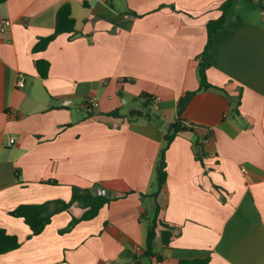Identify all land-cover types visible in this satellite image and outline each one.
Returning a JSON list of instances; mask_svg holds the SVG:
<instances>
[{"label":"crops","instance_id":"obj_1","mask_svg":"<svg viewBox=\"0 0 264 264\" xmlns=\"http://www.w3.org/2000/svg\"><path fill=\"white\" fill-rule=\"evenodd\" d=\"M224 1L0 4V27L13 23L0 32V228L22 242L0 255V264H179L207 257L209 264H264V0H236L213 36L207 78L222 90L197 93L182 115L196 130L178 134L166 151L167 180L157 198L174 237L163 248L158 236L156 256H144L166 128L179 118L180 98L199 89L207 24L221 17ZM65 4L75 32L33 52L54 32ZM38 60L50 63L47 78ZM142 94L160 99L155 122L129 117L142 110ZM92 98L96 109L87 104ZM135 100L140 106L130 108ZM116 109L118 117L108 116ZM202 128L212 135L200 141V159L195 142ZM96 183L103 187L98 194L119 198L68 233L60 231L84 212L77 205L56 214L38 236L10 214L20 205L69 201L74 187Z\"/></svg>","mask_w":264,"mask_h":264},{"label":"trees","instance_id":"obj_2","mask_svg":"<svg viewBox=\"0 0 264 264\" xmlns=\"http://www.w3.org/2000/svg\"><path fill=\"white\" fill-rule=\"evenodd\" d=\"M7 0H0V4L5 3ZM236 0H225L221 5L220 9L222 15L216 20H211L207 24L208 32V42L205 50L198 57V75L200 86L199 89L195 91L187 92L185 96L180 98L178 103V120L173 125V130L171 133L165 134L166 145L163 148L160 159L157 164V178H156V190L151 195L155 199V206L152 214L147 217V238H146V250L144 256L155 257V241L158 236H160L163 248H169L171 240L174 237L171 227L162 220L160 205L157 202V198L167 180V163H166V151L169 146L175 140L180 133H194L196 128L194 126H187L182 121V115L186 110L188 104L192 98L199 92L203 90H208L211 88L222 90L221 88L212 85L207 78V70L211 67L209 50L212 44L214 34L222 29L225 24L231 18L230 8ZM76 30V21L72 14V9L70 4L63 5L57 12L56 24L54 32L47 36L41 37L33 48V52L45 51L48 46L53 42L59 35L65 33H73ZM36 67L38 73L42 78H47L50 70V63L44 60H38L36 62ZM141 101V111L132 110L129 112L130 118H140L144 117L150 121L155 122L156 118L152 112L151 104L153 102V97L148 94H142L139 97ZM119 110L116 109L108 114V116L118 117ZM203 136L198 134L196 139L197 156L202 159L205 155L204 149L200 141H203L211 137L210 131H206L204 128L201 129ZM103 188L100 184H94L91 189H81L79 187H74L72 191V197L69 201L64 200H52L46 201L41 204H25L18 206L10 214L17 218H22L27 226L32 231L31 236L40 235L46 227L51 223L52 218L60 212H69L71 208L75 205L79 206L84 210L81 217L77 218L73 216L70 225L67 228L61 230V233L70 232L77 224L83 221H89L97 217L100 210L110 202L118 199L119 197L98 194V190ZM133 193L130 191L125 194V196ZM145 197L146 195H142ZM22 242L15 235L8 234L5 229L0 228V255L9 253L11 251L17 250L21 247ZM158 260H162V257L158 256ZM210 257L205 259L196 260H184L179 264H209Z\"/></svg>","mask_w":264,"mask_h":264},{"label":"built area","instance_id":"obj_3","mask_svg":"<svg viewBox=\"0 0 264 264\" xmlns=\"http://www.w3.org/2000/svg\"><path fill=\"white\" fill-rule=\"evenodd\" d=\"M12 21L11 20H5L1 27H0V32L1 33H6L11 27H12ZM26 84V76L24 74H20L19 76V81H18V86L19 87H24ZM159 103H160V99L159 98H153V102L151 104V109L152 111H157L159 109ZM88 106L91 109H96L99 106L98 100L95 98L89 99L87 102ZM206 131H209L206 129ZM211 140L210 138H207L204 140V142H209ZM15 143L14 139H11L9 141V145H13Z\"/></svg>","mask_w":264,"mask_h":264},{"label":"water","instance_id":"obj_4","mask_svg":"<svg viewBox=\"0 0 264 264\" xmlns=\"http://www.w3.org/2000/svg\"><path fill=\"white\" fill-rule=\"evenodd\" d=\"M127 98H128V96H125V97L122 99V102L125 103V104L128 103ZM131 99H132V97H131ZM173 125H174V124H170V125L166 128L167 133H171V132H172V130H173ZM99 194H100V195H102V194L105 195V191H104V190H100V191H99Z\"/></svg>","mask_w":264,"mask_h":264},{"label":"rangeland","instance_id":"obj_5","mask_svg":"<svg viewBox=\"0 0 264 264\" xmlns=\"http://www.w3.org/2000/svg\"><path fill=\"white\" fill-rule=\"evenodd\" d=\"M140 106V104H138V102L135 100V101H133L132 103H131V106H130V108H138Z\"/></svg>","mask_w":264,"mask_h":264}]
</instances>
